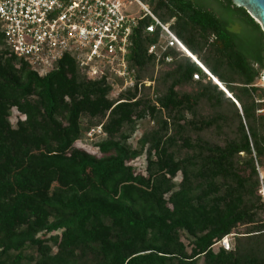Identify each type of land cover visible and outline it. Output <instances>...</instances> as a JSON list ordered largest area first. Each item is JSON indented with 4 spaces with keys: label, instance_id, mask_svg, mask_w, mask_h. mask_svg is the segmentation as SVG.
I'll list each match as a JSON object with an SVG mask.
<instances>
[{
    "label": "trees",
    "instance_id": "16d2710c",
    "mask_svg": "<svg viewBox=\"0 0 264 264\" xmlns=\"http://www.w3.org/2000/svg\"><path fill=\"white\" fill-rule=\"evenodd\" d=\"M198 1H148L193 57L167 50L164 88L145 86L162 31L140 20L116 98L70 56L39 74L0 24V264H264V34L231 0Z\"/></svg>",
    "mask_w": 264,
    "mask_h": 264
},
{
    "label": "built area",
    "instance_id": "2783aa9c",
    "mask_svg": "<svg viewBox=\"0 0 264 264\" xmlns=\"http://www.w3.org/2000/svg\"><path fill=\"white\" fill-rule=\"evenodd\" d=\"M148 1L0 0V24L9 51L28 61L41 75L70 56L91 80L106 78L111 82V78H118L133 85L127 61L130 38L144 18L152 20L146 27L148 32L156 28L162 31L160 41L151 45L148 53L160 60L168 49L176 48L190 57L179 38L149 8ZM95 133L102 134L100 126L87 135L93 137ZM221 245L230 248L228 237Z\"/></svg>",
    "mask_w": 264,
    "mask_h": 264
},
{
    "label": "rangeland",
    "instance_id": "374dc122",
    "mask_svg": "<svg viewBox=\"0 0 264 264\" xmlns=\"http://www.w3.org/2000/svg\"><path fill=\"white\" fill-rule=\"evenodd\" d=\"M198 2H200V3H204V5L207 7V8H209V9H211V10H213V11H215V12H217V13H222V9H221V7L214 1V0H199ZM133 9L136 11V12H138V10H139V8L135 5V4H133ZM232 28H233V30H235V31H239L241 28H240V26H239V24L237 23V17L236 16H234L233 17V20H232ZM169 50V49H168ZM172 50L175 52V53H177V58L178 59H181V58H183V57H185L186 55L182 52V51H179L178 49H176V48H172ZM191 53V52H190ZM192 54V53H191ZM193 56V55H192ZM186 57H188V56H186ZM161 60H162V58L158 61L157 59H156V65H155V67L153 68V78L155 79L154 81H150L149 79H145L144 80V82H143V84L145 85V86H150L151 88H156V87H158V88H164V81H163V76H164V72L165 71H167L168 70V68H169V66H167V64L168 63H172L173 62V60H174V58H173V56H170V60H165V62L164 63H161ZM197 63L199 64V66H203L204 68H205V66L200 62V61H197ZM208 75V74H207ZM208 77L210 78V76L208 75ZM263 77V76H262ZM193 78L195 79V80H199V79H197L196 77H195V75H193ZM113 80V81H112ZM111 82L112 83H114L113 84V86H112V91H111V96L112 97H114V98H116V97H118V95L121 93V92H123V91H125V90H127V89H129V88H131V87H133L134 86V84L133 85H130V84H128V85H126L125 84V82L122 80V79H118V78H111ZM133 82L135 83V80H134V78H133ZM220 85H222L221 83H220ZM257 86H260V87H263V82H262V78L261 79H259L258 81H257V84H256ZM138 87H139V89H140V85H138ZM181 91H183V92H194V91H196L197 89H196V87H195V85L194 84H185V85H182L181 86ZM153 90V89H152ZM199 112H201V113H205V111H204V109H199ZM19 117V115L14 111L13 112V115L11 116V121H12V123H15V121L17 120V118ZM146 125H147V123L146 124H144L143 125V127H146ZM98 128V127H97ZM97 128H93V129H97ZM96 134V136H93V137H89L87 134H86V136L83 138V145L86 147V148H88V149H90L89 151H92V152H95L96 153V148H95V143L99 140V138L100 137H102V135L103 134H101V136H100V134H98V133H95ZM140 136V132H139V130H137L134 134H133V136L131 137V141L133 142V143H135L136 142V140H137V138ZM207 136L208 137H210L211 139H213V135L212 134H207ZM216 141H218L219 143H222V140L221 139H219V138H217L216 139ZM79 145H82V144H79ZM138 164L140 165L141 164V162L139 161L138 162ZM143 164L144 163H142V166H143ZM262 174H263V176H264V170H262ZM179 179V178H178ZM262 195H263V198H264V191H262ZM228 242H229V240H228ZM220 244H221V242H220ZM218 245L219 244H217L216 246H215V248H217L218 247Z\"/></svg>",
    "mask_w": 264,
    "mask_h": 264
},
{
    "label": "water",
    "instance_id": "95a60500",
    "mask_svg": "<svg viewBox=\"0 0 264 264\" xmlns=\"http://www.w3.org/2000/svg\"><path fill=\"white\" fill-rule=\"evenodd\" d=\"M231 1L236 7L245 9L246 12L259 24L261 31L264 34V0H231ZM212 80L228 94L227 90L220 85L217 79L212 78ZM262 82L264 88V74L262 77Z\"/></svg>",
    "mask_w": 264,
    "mask_h": 264
},
{
    "label": "bare ground",
    "instance_id": "6f19581e",
    "mask_svg": "<svg viewBox=\"0 0 264 264\" xmlns=\"http://www.w3.org/2000/svg\"><path fill=\"white\" fill-rule=\"evenodd\" d=\"M183 49H184V52L187 54V55H190V57H193L192 56V54L190 53V51L188 50V48L183 44V47H182ZM200 67H202L203 69H204V71H206L207 73H209L210 75H211V73L206 69V68H204L202 65L200 66ZM212 76V75H211ZM214 78V77H213Z\"/></svg>",
    "mask_w": 264,
    "mask_h": 264
}]
</instances>
